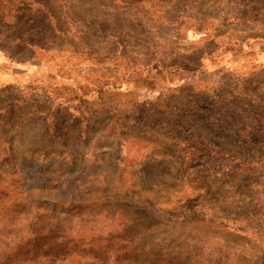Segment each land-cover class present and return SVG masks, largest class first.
Wrapping results in <instances>:
<instances>
[{
  "label": "rangeland",
  "instance_id": "rangeland-1",
  "mask_svg": "<svg viewBox=\"0 0 264 264\" xmlns=\"http://www.w3.org/2000/svg\"><path fill=\"white\" fill-rule=\"evenodd\" d=\"M263 40L264 0H0V264H264Z\"/></svg>",
  "mask_w": 264,
  "mask_h": 264
},
{
  "label": "crops",
  "instance_id": "crops-1",
  "mask_svg": "<svg viewBox=\"0 0 264 264\" xmlns=\"http://www.w3.org/2000/svg\"><path fill=\"white\" fill-rule=\"evenodd\" d=\"M263 44H264V40H263ZM252 66L254 67H261L264 68V47L261 50L260 54H258L255 59L253 60V64ZM250 72H248L249 74Z\"/></svg>",
  "mask_w": 264,
  "mask_h": 264
}]
</instances>
